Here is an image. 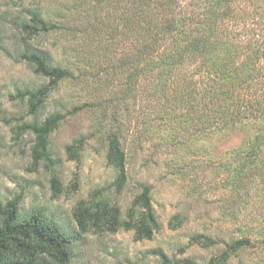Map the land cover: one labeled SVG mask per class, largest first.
I'll return each mask as SVG.
<instances>
[{
  "label": "rangeland",
  "instance_id": "obj_1",
  "mask_svg": "<svg viewBox=\"0 0 264 264\" xmlns=\"http://www.w3.org/2000/svg\"><path fill=\"white\" fill-rule=\"evenodd\" d=\"M211 5L212 0H0V205L15 200L20 220L40 213L72 235L67 264H160V255L169 264H206L243 237L251 245L226 264H264V0H222L208 15ZM31 9L43 12L55 29L25 36L20 19ZM186 16L195 22L207 16V61L245 63L248 72L238 89L242 107L235 117L225 116L230 120L223 128L199 131L193 112L205 104L183 103L181 111L176 94L171 96L192 88L190 81L200 85L209 62L193 58L174 78L160 75L157 59L165 58L173 42L159 33ZM153 38L155 51L145 55ZM23 52L41 53L69 73L45 89L33 112L20 93L47 87L48 80L20 58ZM54 113L61 120L47 138L45 158L36 161L35 136L27 125ZM109 134L118 136L125 156L120 190L106 159ZM144 186L158 224L151 239L136 240L122 227L79 230L76 206L100 201L127 221ZM197 237L212 244H199Z\"/></svg>",
  "mask_w": 264,
  "mask_h": 264
},
{
  "label": "trees",
  "instance_id": "obj_2",
  "mask_svg": "<svg viewBox=\"0 0 264 264\" xmlns=\"http://www.w3.org/2000/svg\"><path fill=\"white\" fill-rule=\"evenodd\" d=\"M221 2L222 0H212L213 6L211 5L208 15H214V6L219 8ZM169 23L170 25L163 27L159 33L163 36H170L173 42V46L169 51L167 50L165 58L157 59L159 61L158 65L161 67V76L165 74V78L168 80L174 78L176 76L175 72L181 69L184 62L193 58H200L202 64L204 62L210 63L207 60L210 50L209 44L210 42L212 43V40L204 33V27H208L207 16L202 21L197 22L193 21V18L186 16L183 19L170 21ZM19 28L27 37L31 36L34 31L49 32L55 29L53 25L45 21L43 12L37 9L27 11V16L20 19ZM146 35L150 36V34ZM154 41L155 39L153 38L146 42L149 49L144 48L142 50L143 53L145 51V55L152 56L155 51L152 47V42ZM20 58L31 64L36 74L48 80L47 87L41 88L36 92L20 93L22 98L28 97V111L33 112L37 108L39 99L45 94V89L55 87L61 80L68 77L69 73L59 67L52 66L49 60L41 53L23 52ZM225 62L222 65L218 63L207 65L203 72L199 74L200 85L198 81H190L187 85L192 88L186 86V88H181L178 92L173 90L174 92L171 94V96L176 94L175 102L181 104V111L183 110V103L192 104V108L195 103L198 108L200 104H205V107L193 112V124L199 131L225 127L223 123L230 120L225 118V116L228 117L232 113V117H235L242 107L241 103H243L244 99L241 98V93L238 89L240 90L247 83L248 77L246 75L248 72L243 70L245 63L233 66V64L227 63L228 61ZM250 63L252 64V62ZM202 64L185 79L187 81L189 79L194 80L195 74L200 71ZM252 68L254 69L253 66ZM232 80L235 83H222ZM135 81L137 82L138 78ZM60 120L61 116L54 113L40 124L27 125L28 130L35 136L33 154L36 161L45 158L47 138L56 129ZM70 149L71 147H67V151L70 152ZM106 159L116 171L115 186L117 190H120L126 181V170L125 156L120 149L116 134H109L108 136ZM52 184L54 186L56 184L54 179H52ZM149 192V188L144 186L141 192L133 199L127 214V221H119L118 210L115 207H108L100 201L96 202L93 207L76 206L73 211L74 220L81 231H85L88 225H92L94 228L105 226L111 232L122 227L127 231H133L136 240H149L158 229ZM194 240L201 242L199 244H212L209 240L201 239V237H197ZM73 245L74 237L72 235L47 222L40 213H31L24 220H20L15 200L7 202L4 206L0 205V264H67L72 257ZM250 245L251 241L247 237L231 240L227 243L222 253L217 257L211 258L206 264H226L231 254ZM160 258V264H169L164 255H160ZM186 264L193 263L187 262Z\"/></svg>",
  "mask_w": 264,
  "mask_h": 264
}]
</instances>
